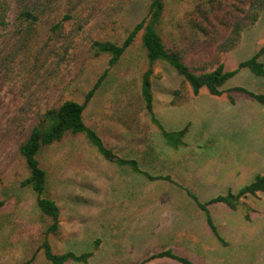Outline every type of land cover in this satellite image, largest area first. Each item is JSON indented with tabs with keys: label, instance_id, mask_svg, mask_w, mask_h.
<instances>
[{
	"label": "rangeland",
	"instance_id": "374dc122",
	"mask_svg": "<svg viewBox=\"0 0 264 264\" xmlns=\"http://www.w3.org/2000/svg\"><path fill=\"white\" fill-rule=\"evenodd\" d=\"M199 2L166 0L158 25L170 47L194 44L196 56L191 52L188 57L192 64L208 57L199 37L187 39L192 34L189 14ZM95 3L102 8L98 34L117 44L150 10V0ZM115 18L119 22L114 30L107 26ZM262 47L264 12L243 32L236 47L223 55L225 71H236ZM79 48L55 93H48L49 100L64 95L82 100L108 67V55L94 57L89 48ZM260 61L264 63V55ZM147 65L141 32L89 104L86 120L116 153L137 159L151 175H171L175 182L151 181L130 167L112 164L83 136H69L45 147L39 160L49 176L47 194L57 201L62 220L61 236L51 237L55 252H92L88 264H139L132 257L168 249L196 264H264V194L248 198L236 209L214 204L208 212L188 195L194 192L205 203L230 189L237 193L264 175V105L236 90L264 94V77L241 69L221 88L222 96L212 95L206 87L195 95L175 69L157 63L152 78L156 118L169 132L189 126L186 145L174 149L144 110L141 93ZM28 76L21 61L9 77L0 79V170L8 203L0 217V264H22L30 258L46 226L32 187L21 186L29 168L18 155L17 141L3 139L8 123L28 99L22 93ZM73 80L77 84L69 88ZM208 216L226 244L212 232ZM35 264L52 263L39 253ZM146 264L183 263L164 258Z\"/></svg>",
	"mask_w": 264,
	"mask_h": 264
},
{
	"label": "trees",
	"instance_id": "16d2710c",
	"mask_svg": "<svg viewBox=\"0 0 264 264\" xmlns=\"http://www.w3.org/2000/svg\"><path fill=\"white\" fill-rule=\"evenodd\" d=\"M165 11L166 0H150L148 16L134 26L122 44H117L105 39L103 34H98L103 25L98 17L102 8L96 5L95 0H0V79L9 77L14 65L21 61L29 74L22 91L23 96L28 99L20 114L8 123L3 139L9 141L12 138L17 141L18 155L29 168V175L21 182V186L32 187L41 217L46 224L40 231L38 241L32 246L35 250L22 264H35L39 253H43L52 264H67L69 261L88 264L94 255L92 252L81 255L74 252L58 254L53 248L51 237L61 236L62 220L57 201L47 194L49 176L39 160L45 147L62 143L69 136H83L108 162L120 167H130L151 181L175 182L171 175H151L141 169L137 159L116 153L86 120L89 104L141 32L148 61L141 93L144 110L150 123L159 129L171 148L179 149L186 145L185 137L189 126L181 131L169 132L156 118L152 78L156 73L157 63L163 62L175 69L192 87L195 95L206 87L212 95L222 96L225 91L221 88L241 69H249L256 76L264 77V63L260 61L264 55V47L254 57L242 62L234 72L225 71L222 60L225 53L236 47L243 32L259 20L264 12V0H200L196 10L189 14L192 34L187 39L190 40L195 35L199 37L208 49L205 54L208 57L197 59L193 64L188 57L191 52L196 56L194 44L170 47L158 30ZM117 22L119 20L115 18L107 27L115 30L114 25ZM197 41L199 42L198 39ZM80 46L89 48L88 51L94 57L108 55V67L95 80L82 100L66 95L57 100H49L48 93H55L65 71L70 69L72 61L78 55ZM68 84L69 88L71 85L74 88L77 81L73 80ZM236 90L264 105V94L245 88ZM4 187L5 177L0 170V217L8 205L2 193ZM262 194L264 175H258L237 193L230 189L226 195H219L205 203L200 202L194 192H188L205 212H208L209 206L218 203L236 209L248 198H260ZM208 223L219 241L226 244L210 216ZM99 243L100 241L97 242ZM163 258L183 264H196L177 255L172 249L153 252L139 264Z\"/></svg>",
	"mask_w": 264,
	"mask_h": 264
},
{
	"label": "crops",
	"instance_id": "0c3cea01",
	"mask_svg": "<svg viewBox=\"0 0 264 264\" xmlns=\"http://www.w3.org/2000/svg\"><path fill=\"white\" fill-rule=\"evenodd\" d=\"M149 255H146V257H142V258H140V257H132V262H134V263H140L143 259H145V258H147ZM164 259V258H163ZM163 261V260H162ZM149 263V262H148ZM146 264V263H145Z\"/></svg>",
	"mask_w": 264,
	"mask_h": 264
}]
</instances>
